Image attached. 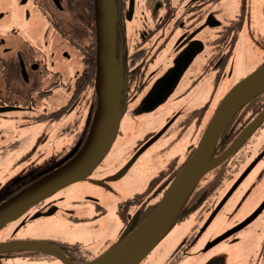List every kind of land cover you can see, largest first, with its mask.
Instances as JSON below:
<instances>
[{
    "label": "flooded vegetation",
    "instance_id": "1",
    "mask_svg": "<svg viewBox=\"0 0 264 264\" xmlns=\"http://www.w3.org/2000/svg\"><path fill=\"white\" fill-rule=\"evenodd\" d=\"M131 2L114 0L117 18L114 24L116 42L113 50L117 61L116 69L122 74L124 82L121 108L135 101L142 93H145L141 98L144 104L147 99L163 100L171 86L175 84L173 87H176L186 70L182 67L187 61L184 54L192 42H200L206 48V36L214 37L210 43L213 53L209 67L224 68L245 27L248 0H240V12L232 19L225 18L224 12L216 9L222 0H178L176 5L173 0H133L132 9ZM96 3L97 0H0V123L7 125L9 121H15L20 127L38 124V129L42 131L31 152L18 164H24V161L31 160L35 155L43 158L42 154L50 150L52 158L34 175L14 183L2 202L12 200L26 187L51 175L45 171L55 164L66 161V165L71 162L82 152L88 140L99 106L96 83L99 56ZM107 30L111 33L112 28L107 27ZM168 46L172 57L171 65L156 77V71L160 70L149 72V66ZM226 48L229 49L228 52L221 56ZM254 101L234 118L236 123L221 136L217 142L221 146L218 147L217 144L212 160L224 155L264 110V105L260 107ZM207 108L208 105H205L196 110L197 117L207 112ZM73 126L84 127L76 145L65 153L56 151L54 145L65 140L59 141L56 137L50 138V135L59 132L61 136H65ZM262 128L264 123L236 154L208 173L206 179L198 184L182 209L180 216L189 225L178 244L168 252L162 249L157 256L151 254L142 264H264V200L240 220L234 219L237 209L229 211V207H226L231 195L241 184L231 193L242 174L250 169L249 175L264 159L263 142L258 146V155L244 167L239 177L236 175L241 163L251 155V141ZM59 153L63 154L59 157ZM183 163L184 159L180 162L175 159L161 173L166 174L154 186L152 183L149 185L144 192L146 198L124 210L127 213L125 218L120 211L130 199L120 204L118 213L125 224L121 236L129 225L133 231L141 224L140 218H144L147 206L155 209ZM262 174L256 182L263 180L264 171ZM51 196L36 203L20 216L14 224L15 228L10 229L9 224L4 226L0 232V244L41 241L60 249L73 263L86 264L112 249L120 240L121 236L113 244L94 253L81 243L68 245L60 239L46 241L21 237L19 234L33 218L55 213L56 209L48 201ZM259 209L262 210L258 212ZM131 210L134 214L129 217ZM255 213L254 220L242 230L208 248L213 241L243 225ZM190 214H195L197 221L192 229ZM223 219L233 222L218 234L205 236ZM16 259L31 264H64L60 259L27 249L0 253V264Z\"/></svg>",
    "mask_w": 264,
    "mask_h": 264
},
{
    "label": "rangeland",
    "instance_id": "2",
    "mask_svg": "<svg viewBox=\"0 0 264 264\" xmlns=\"http://www.w3.org/2000/svg\"><path fill=\"white\" fill-rule=\"evenodd\" d=\"M173 1L175 5L178 2ZM240 6V0H222L216 9L224 12L225 18L232 19L240 12ZM245 11V27L224 68L209 67L213 53L210 43L214 37L206 36V48L193 56L172 94L161 101L147 99L144 104L141 98L145 93H142L135 101L122 107L116 139L99 165L88 177L54 193L48 201L56 209L55 213L28 222L19 235L35 240L60 239L68 245L81 243L94 253L113 244L121 236L125 225L118 213L120 204L146 192L154 178L175 159L185 161V154L191 147H196L221 98L264 62V0H248ZM228 50L226 48L221 56L226 55ZM169 51L170 46L164 48L149 66V72L160 70L156 71V77L170 67L172 57ZM205 105H208L207 112L197 117L196 110ZM38 128V124L20 127L15 121H9L7 125L0 123V200L14 183L34 175L52 159L50 150L42 154L43 158L35 155L24 164H18L31 152L36 138L42 133ZM260 130L251 141V155L241 163L236 174L238 177L258 155V146L264 142V128ZM83 132V126H73L65 136L54 132L50 138L65 140L54 145V149L63 153L69 151ZM263 171L264 159L231 195L226 207L229 211L237 209L234 219H243L264 200V178L256 182L258 177L263 176ZM133 214L131 210L129 217ZM195 219V214L189 215L190 229L196 226ZM16 222L10 223L9 228L13 229ZM232 222L221 220L205 236L218 234ZM188 225L185 219L179 220L151 254L157 256L162 249L167 252L172 250L185 235ZM7 264L31 263L16 259L8 260Z\"/></svg>",
    "mask_w": 264,
    "mask_h": 264
},
{
    "label": "water",
    "instance_id": "3",
    "mask_svg": "<svg viewBox=\"0 0 264 264\" xmlns=\"http://www.w3.org/2000/svg\"><path fill=\"white\" fill-rule=\"evenodd\" d=\"M131 1L133 2V0ZM96 6L95 17L99 39L96 83L99 106L96 110L88 140L82 148V152L71 162L66 165V161L55 164V166L45 171L50 172L51 175L26 187L24 191L10 201L2 202L4 198L0 200V203L2 202L0 205V232L4 226L18 220L36 203L66 188L69 184L88 177L109 152L116 139L119 128L118 123L121 118L120 102L124 85L122 74L116 69L117 61H115V50H113L116 42L114 33V24L117 18L116 6L114 0H97ZM132 7L133 5L131 9ZM108 16L111 17L110 21ZM107 27L112 28L111 33H108ZM203 49L204 46L200 42H192L191 47L184 54L187 61L182 65L183 69H186L190 64L191 61L188 62V60L192 56L202 53ZM173 86L163 100L172 94ZM262 95H264V63L253 73L247 75L245 79L238 82L221 98L214 114L208 120V124L202 132L203 134L192 156L186 160V163L176 174L175 179L171 182L152 213L133 231L131 225H129L112 249L86 264H142L147 260L159 243L167 236L168 231L179 220H182V216H180L182 209L197 189L198 184L207 177L208 173L219 168L230 156L236 154L264 123L263 110L249 128L234 141L224 155H221L215 161L212 160L217 142L228 128V125L249 103ZM63 165L65 166L62 167ZM249 171L250 169L242 174L241 179L236 183V187L231 190V193L248 176ZM261 210L259 209L258 212ZM53 213L50 212L47 215L50 216ZM257 213L245 221L243 225L232 229L231 232L213 241L208 248L221 243L223 239L242 230L243 227L254 220ZM36 218H33V220ZM26 249L60 259L64 264H75L66 258L60 249L41 241H16L15 243L0 244V253Z\"/></svg>",
    "mask_w": 264,
    "mask_h": 264
},
{
    "label": "trees",
    "instance_id": "4",
    "mask_svg": "<svg viewBox=\"0 0 264 264\" xmlns=\"http://www.w3.org/2000/svg\"><path fill=\"white\" fill-rule=\"evenodd\" d=\"M263 98H264V95H262V96H259V98H257L254 102H256L257 104H258V106H260V107H262L264 104L262 103V102H264V100H263ZM239 114V113H238ZM238 116V115H237ZM236 116V117H237ZM235 117V118H236ZM234 123H236L235 121H234V119L232 120V122L228 125V128L224 131V134H226L227 133V131H228V129L231 127V125H233ZM234 130V129H233ZM235 131V130H234ZM223 134V135H224ZM221 146V144H218V147H220ZM217 149V148H216ZM215 149V150H216ZM221 150V149H220ZM193 151L194 150H192V149H190V151L188 152V154L186 155L187 156V158H189L190 156H192L191 154L193 153ZM219 152V151H218ZM218 154V153H217ZM174 165V164H173ZM166 173H164V174H161V175H159L158 177H156L155 179H154V181L152 182V184L151 185H153L154 186V184L155 183H157L159 180H160V178L161 177H163L164 175H165ZM175 177V176H174ZM173 177V178H174ZM206 179V178H205ZM144 197L146 198V195H145V193H143V194H138V195H135L132 199H130V200H128L124 205H125V208L123 209V207H122V211H120V213L122 214V216L125 218L126 217V215H127V213H125V211L128 209V208H131V207H133L134 205H136V204H138V203H141L142 201V199H144ZM145 205H147V204H145ZM153 209H154V207H146V209H145V216H144V218H140V221L142 222V221H144L145 220V218L149 215V214H151L152 213V211H153ZM125 210V211H124ZM139 221V222H140Z\"/></svg>",
    "mask_w": 264,
    "mask_h": 264
},
{
    "label": "bare ground",
    "instance_id": "5",
    "mask_svg": "<svg viewBox=\"0 0 264 264\" xmlns=\"http://www.w3.org/2000/svg\"><path fill=\"white\" fill-rule=\"evenodd\" d=\"M109 19H111V17H109Z\"/></svg>",
    "mask_w": 264,
    "mask_h": 264
}]
</instances>
